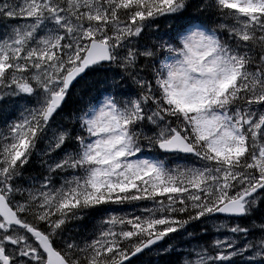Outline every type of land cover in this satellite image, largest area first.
Masks as SVG:
<instances>
[{
  "label": "snow or ice",
  "instance_id": "6c2138e0",
  "mask_svg": "<svg viewBox=\"0 0 264 264\" xmlns=\"http://www.w3.org/2000/svg\"><path fill=\"white\" fill-rule=\"evenodd\" d=\"M0 123V264H264V0H0Z\"/></svg>",
  "mask_w": 264,
  "mask_h": 264
},
{
  "label": "trees",
  "instance_id": "16d2710c",
  "mask_svg": "<svg viewBox=\"0 0 264 264\" xmlns=\"http://www.w3.org/2000/svg\"><path fill=\"white\" fill-rule=\"evenodd\" d=\"M168 23H169V21H165V26H166ZM165 26H164V27H165ZM164 27H163V28H164ZM79 86H80V83L77 84V85L75 86V90H74L73 94L70 96V98H69V100H68V109H72V108H74L77 104H79L78 98H79V95H81L80 92L77 91V89H78ZM2 126H3V124L0 123V127H2ZM258 212L264 215V208L259 209ZM260 218H261V217H259L258 220H260ZM74 226H77V224L74 225ZM200 228H201V226L199 227V231H200ZM210 233H212V232L210 231L209 234H210ZM203 240L208 241V240H209L208 235L203 236ZM169 245H172V246L174 247V244H167V245H166V248H168ZM173 247H172V249H171L170 251H168L167 253L160 254V255L157 257V260H154L152 257L150 258V260H152L153 263L156 262V264H170L171 261H175V260L178 259L173 253H171V252L173 251ZM157 261H159V262L157 263ZM133 262H134V260L132 261V263H133Z\"/></svg>",
  "mask_w": 264,
  "mask_h": 264
},
{
  "label": "rangeland",
  "instance_id": "374dc122",
  "mask_svg": "<svg viewBox=\"0 0 264 264\" xmlns=\"http://www.w3.org/2000/svg\"><path fill=\"white\" fill-rule=\"evenodd\" d=\"M264 216V215H261V217Z\"/></svg>",
  "mask_w": 264,
  "mask_h": 264
},
{
  "label": "bare ground",
  "instance_id": "6f19581e",
  "mask_svg": "<svg viewBox=\"0 0 264 264\" xmlns=\"http://www.w3.org/2000/svg\"><path fill=\"white\" fill-rule=\"evenodd\" d=\"M132 259V258H131ZM132 261H133V259H132Z\"/></svg>",
  "mask_w": 264,
  "mask_h": 264
}]
</instances>
